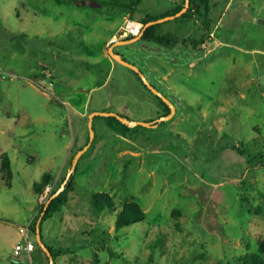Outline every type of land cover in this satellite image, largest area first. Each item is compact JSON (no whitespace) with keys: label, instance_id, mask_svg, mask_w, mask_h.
Returning a JSON list of instances; mask_svg holds the SVG:
<instances>
[{"label":"rangeland","instance_id":"1","mask_svg":"<svg viewBox=\"0 0 264 264\" xmlns=\"http://www.w3.org/2000/svg\"><path fill=\"white\" fill-rule=\"evenodd\" d=\"M83 1L76 8L71 0H0V264H21L13 256L47 264L36 244L24 248L19 226L31 228L49 198L34 182L46 172L54 190L88 143L89 112L144 122L168 114L102 45L122 14L158 19L171 1ZM209 2L213 35L192 10L154 23L176 43L115 46L175 113L127 125L125 134L109 116L93 118L68 202L43 221L44 241L64 250L56 264H244L242 256L256 251L264 236V0ZM182 43L196 48L194 56ZM5 152L11 175L1 168ZM96 192L110 194L114 208L97 211ZM128 200L146 217L116 229ZM29 239L36 242L31 229Z\"/></svg>","mask_w":264,"mask_h":264},{"label":"trees","instance_id":"2","mask_svg":"<svg viewBox=\"0 0 264 264\" xmlns=\"http://www.w3.org/2000/svg\"><path fill=\"white\" fill-rule=\"evenodd\" d=\"M59 1V0H58ZM72 4L74 5H82V4H86L85 1L83 0H71ZM184 2L185 0H182V2L180 4H178L174 9H172L171 11H167L166 13L162 14L161 16L164 15H168V14H174L177 11H179V9H181L184 6ZM210 8V2L209 0H190V4L188 6V9L185 10V12H183L181 14V17H184L186 14H190L191 10H195L197 11V13H200V15H205ZM199 9H203L204 14L201 12H198ZM188 14V15H189ZM155 19V17L146 14L145 16L142 17V23L143 25L149 21ZM142 39H146V40H152L155 42H159V44L162 45H171L173 43H176L175 37L170 36L168 34H160L157 32L156 30V25L155 24H150L148 25L144 30L143 33L141 35ZM192 43L194 44V46H196L197 44V40L196 41H192ZM140 77V76H139ZM141 79V77H140ZM142 81V79H141ZM143 82V81H142ZM145 86H147L145 83H143ZM156 97L164 104V107L166 108V112L164 113H169L170 111V107L169 105H167L165 103V101H163V99L161 97L158 96V94L156 95ZM95 117V116H94ZM110 118L114 119L117 121V123H120L121 128H119V132L122 134L126 133V130L128 128V126L124 123H122L119 119H117L115 116H109ZM10 163H11V159L8 155V153H2L1 154V168L2 169H6L8 174L11 175V167H10ZM72 161L70 162L69 166L71 165ZM75 170H77V166L75 167ZM75 170L74 172L70 175L68 181L65 184V188L59 192L58 195H56L55 197H53L50 202L47 204L46 209H45V203L41 204V208H40V213L42 211H44V214L42 216V220L40 223L41 226V234H42V225H43V221L45 220V218H47L48 216H51L52 214L58 212L61 210V208L68 202V191L73 189L75 186ZM66 175L63 176V178L61 179L59 185L50 192V195L55 192L61 185V183L64 181ZM50 182V176L48 173H43L42 175V180L38 181V182H34L33 184V189L36 192H43L44 188L49 184ZM49 195V197H50ZM92 199H93V206L97 211H102L105 207L114 208V202L112 200V197L110 196V194H108L107 192H96L92 195ZM45 209V210H44ZM98 212V213H100ZM39 213V215H40ZM38 215V216H39ZM146 217V211L141 207V205L134 201L131 200L126 203H124L121 207V209L116 213V219L115 221V228H122L126 225L138 222L140 220H143ZM37 220V219H36ZM35 224L36 221L33 225H31V231L33 233H35ZM43 238V235H42ZM44 240V239H43ZM46 243V242H45ZM35 244L42 250V248L38 245L37 242H35ZM46 245L48 246V244L46 243ZM48 248L50 249L53 258H54V264H56L55 262V257L59 254L64 252L63 249L58 248L57 250H55L54 248H52L51 246H48ZM45 257L47 259V264H49V258L46 255V253L44 252ZM244 262V264H264V236H262L260 239H258L257 241V249L255 252L252 253H246L242 256L241 258Z\"/></svg>","mask_w":264,"mask_h":264},{"label":"water","instance_id":"3","mask_svg":"<svg viewBox=\"0 0 264 264\" xmlns=\"http://www.w3.org/2000/svg\"><path fill=\"white\" fill-rule=\"evenodd\" d=\"M190 4V0H185L184 2V6L179 9V11H177L176 13L174 14H169V15H165L161 18H158V19H152V20H149L147 21L140 33L138 35H134V37L130 38V39H126V40H120L118 42H122V43H129V42H132L134 40H137L141 37L142 33H143V30L150 24H154L156 22H159V21H162V20H165V19H168V18H171V17H175V16H179L181 15L183 12H185V10L188 9V6ZM117 43V40L116 41H113V43L111 45H109V48H108V51L109 53L111 54L112 57H114L118 62H121L125 65H128L129 67H132V69L134 71H136L139 76L141 77L143 83H145L147 85V87L149 89H151L154 93L158 94V96H160L167 105H169L170 107V111L167 115H162L160 116L159 118H157L156 120L154 121H148V122H144V121H136V120H130L128 119L127 117H124L122 115H119L118 113H115V112H112V111H92L91 113H88V128H89V131H90V138L88 140V143L86 145H84L81 149H79L75 156L73 157V160H72V163H71V166L69 167L67 173H66V177L64 179V181L61 183L60 187L55 191L53 192L50 197L48 198V200L46 201L45 203V209H46V206L47 204L50 202V200L55 197L56 195L59 194V192H61L64 188H65V184L66 182L68 181L70 175L74 172L75 170V167H76V164H77V161H78V158L80 156V154L88 147V145L91 143L90 140H92L93 138V118L94 116L96 115H104V116H115L117 119H119L121 122H123L124 124L126 125H136V124H145V125H154L156 124V122L162 120V119H168L170 117H172V115L174 114L175 112V106L174 104L168 100L158 89H155L156 87L154 85L151 84V82L148 80V78L146 77V75L143 73V71L135 64H133L132 62H128L121 53H118V52H115L113 50V47L114 45H116ZM44 209V210H45ZM44 214V211H42L39 215L38 218H36V224H35V235H36V242L38 243V245L42 248V250L46 253V255L48 256L49 258V264H54V258H53V255L50 251V249L48 248V246L46 245V243L44 242L43 238H42V234H41V226H40V223H41V218ZM12 262L16 263L15 260H12Z\"/></svg>","mask_w":264,"mask_h":264},{"label":"crops","instance_id":"4","mask_svg":"<svg viewBox=\"0 0 264 264\" xmlns=\"http://www.w3.org/2000/svg\"><path fill=\"white\" fill-rule=\"evenodd\" d=\"M171 1V5H170V7H169V9L168 10H166V12L167 11H171L172 9H174L178 4H180L181 2H182V0H170ZM98 4H100L99 6H101V4L102 3H98ZM81 5H75V7L76 8H78V7H80ZM210 9V8H209ZM193 10V9H192ZM191 10V11H192ZM208 12L205 14V15H199L200 17H202L204 20H198L199 18H196V23L198 24V26H200V29L202 30V31H204V30H207L210 34H214V32H215V29H216V26H217V23L216 24H214V25H212V17H208V13H209V11L210 10H207ZM166 12H164V13H166ZM193 12V11H192ZM163 13V14H164ZM129 14H131L130 12H129ZM129 14H128V16H125L124 14H122V21H124L125 19H128V18H131V19H133V20H136V21H139V22H141L142 23V20H141V18L143 17V16H145L146 14H149V13H143L142 15H140V18H133L132 16H129ZM197 14V13H196ZM150 15V14H149ZM198 16V17H199ZM194 17H195V14H194ZM201 19V18H200ZM122 21L119 23V25L117 26V28L115 29V31H114V34H111L110 35V37H108L107 39H105V41H104V43H103V45H102V51H103V53H104V55H105V57H108L109 58V62L113 65V61H114V59H111L112 57H110V53H109V51H108V48H109V45H111L113 42H112V38L114 37V36H117L118 35V29H119V26H120V24L122 23ZM142 27H143V23H142ZM120 35V34H119ZM132 37H134V35H125V34H123V36H122V38H120V39H117V43H116V45H123V44H126V43H122V42H118V41H120V40H126V39H130V38H132ZM118 38V37H117ZM141 38V37H140ZM146 40V39H145ZM188 40L189 41H191L192 42V40L191 39H189L188 38ZM190 42V43H191ZM179 44H180V42L178 43V44H176V45H174V46H172V47H176V48H178L179 47ZM183 44V43H182ZM116 45H114V47H113V50L115 51V52H118V53H120L117 49L115 50V46ZM187 49H188V51L190 52V54H191V56H194L192 53H194V52H196V48H193L192 46H188V45H186V44H183ZM207 57V56H206ZM191 59H192V57H190ZM200 58V57H199ZM193 61V60H192ZM191 61V62H192ZM160 64V67H162V66H166V65H163V64H165V63H159ZM144 73V72H143ZM145 74V73H144ZM169 73H168V71H166L165 73H164V77L166 76V75H168ZM154 77H155V75H153ZM156 78V77H155ZM152 84V83H151ZM153 85V84H152ZM155 86V85H154ZM156 87V86H155ZM149 89V88H148ZM162 92V91H161ZM94 111H100V110H94ZM90 113V112H89ZM175 113V112H174ZM167 114V113H166ZM86 145V144H85ZM45 242V241H44ZM69 252H71V251H69ZM11 260H16V261H18L19 263H21V264H24L25 262H23V261H21V259L20 258H17V256H13L12 257V259Z\"/></svg>","mask_w":264,"mask_h":264},{"label":"built area","instance_id":"5","mask_svg":"<svg viewBox=\"0 0 264 264\" xmlns=\"http://www.w3.org/2000/svg\"><path fill=\"white\" fill-rule=\"evenodd\" d=\"M142 29V23L136 20H133L131 18L125 19L124 21H122V23L119 26L118 29V34H125V35H138L140 33ZM118 38L117 36H114L112 38V42L116 41ZM52 187L51 185H47L44 188V192L41 195V199L45 200L46 197L48 196L49 192H51ZM29 230H30V224L27 223L26 225H20L19 226V231L21 232V234L23 235V238L25 240V244H24V248L27 251H31L34 249L35 247V243L33 241H31L29 239ZM15 248L13 251V254H17L20 252L21 248H23V245L21 243H17L15 244Z\"/></svg>","mask_w":264,"mask_h":264}]
</instances>
